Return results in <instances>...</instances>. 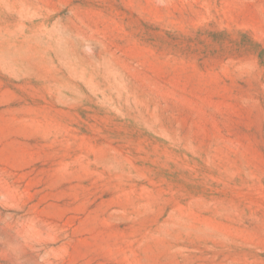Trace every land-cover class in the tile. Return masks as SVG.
Masks as SVG:
<instances>
[{
  "label": "rangeland",
  "instance_id": "374dc122",
  "mask_svg": "<svg viewBox=\"0 0 264 264\" xmlns=\"http://www.w3.org/2000/svg\"><path fill=\"white\" fill-rule=\"evenodd\" d=\"M0 264H264V0H0Z\"/></svg>",
  "mask_w": 264,
  "mask_h": 264
}]
</instances>
